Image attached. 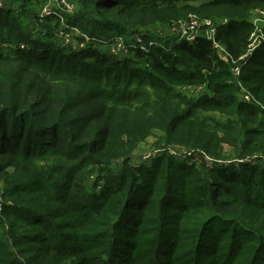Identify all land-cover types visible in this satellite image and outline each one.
<instances>
[{
  "label": "trees",
  "instance_id": "1",
  "mask_svg": "<svg viewBox=\"0 0 264 264\" xmlns=\"http://www.w3.org/2000/svg\"><path fill=\"white\" fill-rule=\"evenodd\" d=\"M15 1L21 2L22 11L15 12L10 6L0 8V33L9 24L14 31L15 42L24 44L22 49L17 47L11 53L0 52V184L7 169L15 166L22 155L41 158L43 154L57 153L80 161L92 157L95 163L109 164L111 126L106 118L107 106L99 102L94 91L78 88L77 84L82 82L83 86H91L98 82L99 77L95 75L98 68L94 63L101 61H104L107 71L114 69L113 72L117 73L125 69L129 77L138 78L139 72L127 69L126 59L118 63L112 61V56L107 57L96 49L61 47L51 41V33L41 36L30 34L22 25H28V19L35 18L38 12L23 7L27 0ZM165 1L176 5L186 0H77L76 13L65 15V19L67 24L77 26L85 33L102 37L107 32L109 38L115 31L117 33L113 36H117L119 24L136 23L134 12L158 9ZM246 1L264 2L215 0L214 3L240 7ZM165 16L169 17L170 13ZM42 21L48 24L58 20L47 17ZM252 29L250 21L238 23L229 20L218 27L217 38L236 59L245 53ZM3 37L6 39L7 35ZM176 43L174 46L180 44ZM181 43V49L192 59L189 71H183L170 62L172 53L164 47L154 46L149 51L137 47L130 49L173 82H205L213 96L201 103L202 109L196 113L195 100L179 97L183 99L178 101L176 109L160 108L155 115L170 127L175 122L197 124L198 140L189 145L190 148L202 147L205 153L216 156L221 144L226 142L238 150L241 157L259 152L264 154V118L260 117L264 112L239 100L234 91H228L226 83L217 82L229 77L226 70L229 63L218 57L212 43L204 36H198L193 43ZM129 77L127 82H132ZM240 78L264 104V43L242 65ZM158 84L171 89L162 81ZM235 88L238 90L236 84ZM160 106L157 103L152 108ZM167 157L154 172L156 174L150 175L148 183L143 181L136 185V179L129 180L128 193L124 196L119 195L122 182L117 186L106 184L102 187L100 198L105 199L84 215L87 218L93 214L86 222L92 229L84 236L90 240L107 238L106 228L93 227L108 210L104 226L121 216L118 224L120 233L126 227L141 234L145 230H150L152 235L158 232L156 264L159 262L157 253L162 247L175 250L189 248L188 256L197 264L205 255L221 262L214 264H258L264 246V224L261 222L264 217V165L245 164L242 168L232 169V172L228 171L229 168H215L211 171L214 178L190 172L183 173L185 177L182 179H173L175 161ZM17 186L12 185V188ZM24 211L48 216L31 208ZM2 214L12 218L20 215L16 207L7 206L0 212V221ZM49 228L46 226L45 231L48 232ZM10 237L11 243L0 241V264H21L15 252L4 250L11 248L9 244L25 245L37 241L31 235L17 237L15 231ZM172 253L164 255L171 261Z\"/></svg>",
  "mask_w": 264,
  "mask_h": 264
},
{
  "label": "rangeland",
  "instance_id": "2",
  "mask_svg": "<svg viewBox=\"0 0 264 264\" xmlns=\"http://www.w3.org/2000/svg\"><path fill=\"white\" fill-rule=\"evenodd\" d=\"M72 1L75 4V11L63 12L62 18L50 15L48 17H55L58 21L46 24L42 20L47 17L39 16L46 1L27 0L23 7L38 13L35 18L28 19V25L23 24L20 16L22 28L30 34H40V36L51 33L49 35L51 41L64 48L96 49L107 57L112 56V61L118 63L126 59L124 62L126 68L137 70L139 78L129 77L125 69L117 73L113 72L114 69L107 71L104 61L94 63V66L98 68L95 72V75L99 77L98 82L91 86H83V83L79 82L77 87L83 90L91 89L98 96L99 102L107 106L106 118L111 126L108 139L109 164L95 163L92 157H85L80 161L78 158L70 159L57 153L43 154L41 158L29 155L18 157L16 165L7 169L4 181L0 184V212L6 206L16 207L20 215L12 218L11 215L2 214L0 241L11 243L10 234L14 231L17 237L31 235L37 241L25 245L9 244L11 248L4 250L15 252L21 264H156L155 241L158 239V232L152 235L150 230H145L144 234H141L139 231L126 227L120 233L118 224L121 223V216L116 217L112 223L107 222L104 226L103 222L107 219L108 210L97 221L98 225L93 227V229L106 228L107 238L90 240L84 236L92 229L86 222L93 214L87 218H84V215L90 213L105 199L100 198L103 193L102 187L106 184L117 186L119 182H122V191L119 195H125L128 193L129 180L136 179V185H141L143 181L148 183L151 181L150 175L156 174L154 172L168 158L167 156L175 161L173 179H182L185 177L183 173L190 172L212 178L211 171L215 168H229L228 171L232 172V169L242 168L245 164L263 167L264 154L259 152L241 157L238 155V150L233 149L226 142L221 144L216 156L205 153L202 147L190 148L189 145H194L198 140L196 131L199 126L186 121L175 122L170 127L162 122L160 116L155 115V111L158 112L160 108L172 111L177 108L178 101L183 99L179 97H184L195 100L197 107L194 108V112L196 113L202 109L200 104L213 96L212 91L203 81L190 84L173 82L150 62L137 57L131 49L127 48V45L132 40V35H140L141 38H138L145 49L143 51H149L154 46L164 47L172 53L173 58H170V62L175 63V66L183 71H189L192 59L180 45H182L181 42L193 43L194 41L188 42L172 31L171 26L174 23L194 16L202 27L199 30L201 35L205 21L219 25L225 19L227 22L234 20L242 23L244 20L251 21L252 18H264V2L246 1L242 6L237 7L214 3L215 0H186L176 5L165 1L167 8H163L166 5L164 3L155 10L148 8L134 12L136 23L124 26L119 24L117 36H113L117 33L115 31L108 38L107 32H104L102 37L92 36L81 31L77 26L67 24L65 15L73 16L77 9V0ZM4 5L12 7L15 12L22 11L21 2L6 0ZM58 5L59 2L52 3L53 7L58 8ZM168 12L170 16L166 17ZM23 17L27 18V16ZM13 32L7 24L4 32L0 33L1 53H11L19 45H24L15 42L17 40ZM254 32L258 34V31L254 30ZM3 35H7V38L5 39ZM258 37H261L260 34L257 37L255 35L254 39ZM120 38V51L112 54L111 49L117 47L116 42ZM262 39H264V31ZM167 42H173V45H167ZM176 42H180L179 46H174ZM255 44L256 40L253 46ZM259 46L260 44L255 46V50ZM224 61L229 63L226 68L229 77L221 78L217 82L226 83L228 91H234L240 100L239 95L249 89L239 80L241 87L238 84V90H236L232 69L238 64L235 61ZM128 77L132 82H127ZM160 81L171 89L162 87L158 84ZM251 94L254 96L252 92ZM157 103L161 106L152 108ZM177 113L180 114V112ZM260 117L264 118V115ZM220 137H222L221 134ZM262 137L264 139V134ZM12 185L18 186L14 189ZM26 208L47 213L48 216L27 213L24 211ZM261 219L264 224V217ZM11 225H13L12 228ZM44 225L50 227L48 232L45 231ZM163 248L165 250H162ZM166 252H173L171 261L164 255ZM188 253L189 248L180 250L159 248L157 264H197L189 258ZM1 259L0 256V262ZM259 259L258 264H264V246ZM214 263L221 262H216L214 257L207 255L201 257L200 264Z\"/></svg>",
  "mask_w": 264,
  "mask_h": 264
},
{
  "label": "built area",
  "instance_id": "3",
  "mask_svg": "<svg viewBox=\"0 0 264 264\" xmlns=\"http://www.w3.org/2000/svg\"><path fill=\"white\" fill-rule=\"evenodd\" d=\"M5 1L6 0H0V8L5 6L4 5ZM45 1H46V4L42 6L40 10L41 12L39 14V16L43 18L48 17L50 15H55L59 18H62L64 16L63 12L72 13L73 11H75V4L73 3L72 0H45ZM54 2H59L58 8L52 6V3ZM226 22L227 20L225 19L219 25H215L211 21H205L203 23L204 29H203L201 36H204L207 40H209L212 43V47L215 49L220 59L228 60V61H235V63L238 64L232 69V71H233V74L235 75L234 79L236 81L237 87H238V84L241 87L240 81L242 80L240 78V75H241L242 65L245 64V62L247 61V58L251 56V54L254 52L255 46L259 44L261 45L262 43H264V39H262V34L264 31V18H252L250 22L253 26V29L255 31H258V34H256L254 30L252 29L248 37V44L246 46L245 53L240 55L236 59H233V57L231 56V54H229L225 46L222 45L217 38L218 27L226 24ZM201 29H202L201 25L198 23V21L195 19L194 16H189L186 19L179 20L178 22L174 23L171 26L172 31L176 32V34L180 36L181 38H185L188 42L191 40L194 41L198 36H200L199 30ZM259 34L261 37H258V39H254V36L256 35L257 37V35ZM138 37L141 38L140 35L138 36L132 35V40L129 41L127 48L130 49L132 47H137L141 50H145L141 46L140 40ZM261 39L262 41H260ZM120 40L121 38L118 39L116 42L117 47L111 49L112 54H116L118 51H120L119 49ZM255 40H256V44L253 46V43L255 42ZM23 46L24 45L21 44L18 46V48L22 49ZM219 49H221L223 52H221ZM242 86L245 88L244 85ZM239 97L242 102L253 105L261 109L264 112V104H262L256 97H254L249 90H245L242 95L241 94L239 95Z\"/></svg>",
  "mask_w": 264,
  "mask_h": 264
}]
</instances>
